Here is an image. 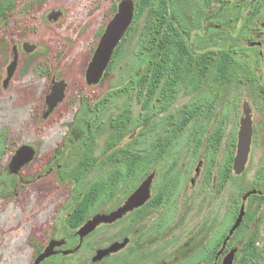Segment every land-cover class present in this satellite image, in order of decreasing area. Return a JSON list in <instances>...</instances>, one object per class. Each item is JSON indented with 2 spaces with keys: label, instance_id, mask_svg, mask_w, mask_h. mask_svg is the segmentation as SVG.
Here are the masks:
<instances>
[{
  "label": "rangeland",
  "instance_id": "1",
  "mask_svg": "<svg viewBox=\"0 0 264 264\" xmlns=\"http://www.w3.org/2000/svg\"><path fill=\"white\" fill-rule=\"evenodd\" d=\"M120 1L48 0L42 20H47L48 14L53 9L61 10L62 15L56 23L58 26H54L48 31L36 23L35 26H39V29L36 30L35 34L29 36L26 27H29L31 22H37V19L30 21L29 16L26 18L25 13L34 10L32 8L33 3L32 0H19L18 6L11 13L10 18L7 17L9 18L8 23L0 25V39L3 38V45L5 44L2 49L0 46V84L2 85V80L6 75V67L11 60V53H7L9 49L6 44L10 42L9 38L15 35L13 26L16 27L17 33L18 31L26 32H22L19 36L21 37L19 39H22L19 47L27 41L37 44V49L28 56L29 58L24 55L28 60L30 59L32 65L27 72L25 68H21L11 84L10 91L16 92L18 89L19 91L26 90L27 93L25 92L23 95H13L12 93L11 95L10 91L7 93L1 88L5 92L0 95V132L5 128H9L13 130V133L25 137L27 126L31 130L28 142L36 146L39 150L38 155L45 152L46 144L51 143L53 139L60 136L63 139L77 142L96 138L98 154H100V150L113 132L111 120L116 118L124 109L130 108L132 121L129 124V130L130 128L131 130L122 138L120 144H122L121 146L127 144L131 149L138 148L139 151L141 149L147 151L153 149L152 147L158 143L159 139L167 136L176 127L193 95V84L194 86L198 85L194 90L196 94H206L210 102L215 99L208 127L205 126L204 129L194 124L192 126L188 124L181 136L165 154L159 168L156 169L159 173L170 169L179 175L182 183L181 190L178 193L181 206H175L173 210L170 208L171 206L161 209L151 208L145 214L146 226L148 224H163L161 221L164 218H171L176 222L177 227L175 235L172 236V242H174L172 244L176 250L177 258L171 260L168 256L169 250H167L164 255L160 253L159 256H161H157L155 260H152L147 254L145 264H202V246L205 245L208 239H210L212 245L214 235L219 232V226L230 221L232 209L236 205L235 201L238 200V204H240L244 192L252 189L257 170L264 165V158L260 155L263 152V146L262 144L259 146V151L256 152L257 155L256 153L253 154L245 171L240 175H235L227 183L223 194H217L214 188L208 187L206 190L208 192V204L205 211H201L200 207L197 206L191 209L192 203L189 204V197L194 193L191 198H196L202 192V187L200 181L196 188H191L190 180L191 177L195 176L197 167H201V173L203 169L206 172L205 165L209 167L212 157L216 161L214 166L215 173H217L218 167L224 162L229 152L231 137L237 132L239 119L243 111V100H249L250 98L247 92L243 90L238 102L233 86L223 84L220 75L216 72L208 74L205 79L200 81L198 68L193 64L182 86H180L176 100L170 106L163 108L162 97L159 100H148L147 88L140 86L138 81L139 74L144 71L147 64L146 57L142 54L141 44L147 32L150 11L146 9L139 17V11L143 6L140 0H133L136 5L135 19L123 37L121 44L116 48L105 75L97 85L88 86L87 83L84 84L81 80L101 38L100 29L105 28L113 17L110 13L112 5L115 2L118 4ZM177 3L183 13L185 24L190 30L189 42L191 48L197 52L228 47L239 50V44L247 48L249 46L248 39L264 42V29L262 28L264 19L246 17L247 10L245 8L242 12L239 7L236 8V10H239L238 13L241 12L240 16L237 17L227 12L234 10L232 7L224 14L222 7L219 5V0H177ZM12 19L15 21L14 24H12ZM254 49H257V47H254ZM239 55H241L240 52ZM38 58H46L50 61L55 67L57 76L66 75L65 79L69 84L67 97H70H66L63 104H71L70 100L78 97L79 87H82L80 92L85 93L93 110L90 111L83 101H78L62 121H52L47 129L41 126L44 122L42 118L44 98L50 89L51 82L49 78L35 72L33 61ZM27 59L22 60L27 61ZM255 63H257L255 66L258 68L257 73L260 74L264 71V65L253 60L252 64ZM86 85L88 88H86ZM117 91L119 92L117 93ZM41 108H43L42 111ZM33 109L37 115L32 113ZM82 112L86 113V121H80ZM88 121H91V123L88 124ZM44 124H48V121H45ZM219 125L224 126L225 132L221 147L214 155L207 148V138ZM208 129L209 132H207ZM203 131L206 133L204 134ZM109 167L112 166H107L102 161H98L91 168H88L90 174L83 180L93 181L98 173L111 169ZM158 180L156 176L153 184L157 185ZM135 182L137 181H134L130 188L136 186L137 183ZM71 187L70 184L64 185L67 192L68 188ZM255 201V199L249 197L246 201V209L248 210L249 206L252 205L253 212L257 213L259 208H261V211L253 223H246L241 229L239 226L235 239L229 244L232 248H237L233 264L236 263L237 255L245 240L254 230H260L258 245L260 247L264 245V203L254 207ZM195 202L197 204L198 200H195ZM69 212H71V208L66 205L63 214L66 215ZM63 214L61 213V215ZM123 224L124 221L116 224L113 227L114 232ZM58 229L60 230V227ZM102 231H105L102 234L104 237L110 234L106 233V230ZM99 233L86 239L81 247L76 252L74 251L75 253L65 255V258L61 256L50 258L49 264H92L91 257L95 251L110 244V241H96L101 238ZM169 237L170 235L167 239ZM117 239L121 240L120 238ZM117 239L114 238V240ZM36 243L33 242L32 244L35 245ZM77 244V241L72 243L71 250ZM26 248L25 239L18 242L19 251H27ZM130 249L131 245L99 264H139L140 260L135 259L134 256L132 257ZM31 250L32 248L29 246L28 252L23 255L25 257L18 255V264H25L28 261L29 258L26 257L29 256ZM173 252L175 251L173 250ZM126 258H129V260L126 261ZM166 258L171 262H167ZM221 261L222 257L218 263L220 264Z\"/></svg>",
  "mask_w": 264,
  "mask_h": 264
},
{
  "label": "flooded vegetation",
  "instance_id": "2",
  "mask_svg": "<svg viewBox=\"0 0 264 264\" xmlns=\"http://www.w3.org/2000/svg\"><path fill=\"white\" fill-rule=\"evenodd\" d=\"M47 4L48 0H43V5L39 7L38 10L28 11V13L26 11V18L29 16L28 19L30 21L37 19V22H31V24L29 23V27H26V32L27 34H29V36L35 34L36 30L39 29V26H35L36 23L39 24L40 27L48 31L51 30L54 26H58V24L56 23L62 15L61 10L53 9L48 14L47 20H42L44 9ZM242 4L243 6L241 7ZM219 5L222 7V12L224 14L229 12L239 17L241 12L245 8L247 10L246 17H250L252 19H264V0H219ZM231 7L232 9L234 8V10H230ZM238 7L241 9L240 13H238L239 10H236V8ZM54 11L61 12L57 20H52L50 18ZM12 12L7 13L6 15H0V23L2 22L0 25H2L3 23H8V20L10 18L9 16ZM13 22L15 21L12 19V24H14ZM262 26V28L264 29V21L262 23ZM22 32L24 31H18L17 33L16 27L13 26V33L15 35L14 37H10V42L6 44L7 48L9 49L7 53H11V60L9 65L13 62L15 56H17V65L11 79L5 87V80L8 77L9 65L6 67L5 78L2 80V85L0 84V95L5 91H7V93L8 91H10L12 87L11 84L15 80L16 75L21 70V68H25L27 72V70L32 65V62L30 61V59L28 60L27 57L37 49V44L26 41L21 45V47H19V43L22 40L19 39L21 38L19 36H21ZM2 39L3 38L0 39L1 49L3 46H5V44L3 45ZM248 43L249 46L247 48L242 47L241 44H239V50L237 48L231 47L217 49L219 55L218 59L220 57L229 58L228 63H226V67L212 66L204 74H201V71L198 70L200 74V81L205 79L210 73H218L223 84H227V86H233L232 88L236 91V99L238 100V102L243 90L247 92L250 98L249 100H243V111L239 119L238 129L237 132H235L231 137V140L236 138L231 179H233L235 175H240L236 174L234 170V158L237 151L238 133L241 126V119L244 116L245 104L250 109L252 125V141L248 162L252 159L253 154H255L256 152L258 153L260 148L259 146L261 144L263 146V152L259 154L264 158V71L258 74V68L255 67L257 63L252 64V61L255 60L264 65V42L260 40L256 41L248 39ZM26 44L35 45L34 50L27 51ZM254 47H257V49H254ZM210 50L215 49H208L197 52L192 48V53H195V55H202L204 53H208ZM239 52L241 53V55H239ZM24 55H27V57H24ZM22 59H27V61ZM33 63H35V72L43 77L49 78L51 82L50 89L44 98V110L43 108L40 109L41 111L43 110L42 118L44 119V122L41 126L47 129L52 121H62L64 116L73 108V106L78 101H83L84 104L88 106L90 111L93 110L91 108V102L87 99L85 93L80 92V89L82 87H79L77 95L78 97L70 100L71 104H63L67 97V89L69 85L67 80L65 79L66 75L57 76L55 74V67L50 61L46 60V58H38L37 60H34ZM193 64L194 61L191 62V65ZM88 65L86 67V70L88 68ZM58 81H64L67 84L65 97L63 101H61L53 109V111L47 117H45V113L49 110V107L46 103L47 96L52 93L54 83ZM81 81L84 84L87 83L88 86L97 85L89 84L87 82L86 71ZM87 85L86 88H88ZM192 87L193 95L188 103V106L186 107L188 116L190 118L188 124H191V126L194 124L205 129L209 124L207 111L209 105H212L214 107L215 99L210 102L206 94H196V91L194 90L195 87H198V85L194 86L193 84ZM1 88H3L5 91ZM25 92L27 93L26 90L19 91L18 89L16 92L10 91L11 95L12 93L13 95H23ZM32 113L37 115V113H34V109L32 110ZM81 114L82 116L80 117V121H86V113L84 114L82 112ZM198 115H200L201 117H199ZM45 121H48V124H44ZM87 123L90 124L91 121H88ZM25 131V137L23 135L19 136L18 134L13 133V130L9 128H5L0 132V264H18V255L25 257L23 255L28 252L29 246L30 248H32V250L29 251V256L26 257L29 259L25 262V264H32L52 240H64V243L62 246L55 247V250L58 253L46 258L40 264H49L50 258L53 257L61 256L62 258H65V254H63L62 251L71 250L72 243H74L75 241H77L78 244L81 242V236L78 234V231L83 225H85L96 215H108L112 211H115L124 206L131 194L152 173H155V176L151 184V197L143 205L127 212L125 215H123V217L110 223L101 222L91 233L83 238L82 244L86 239L98 235L97 233H99L100 231L101 233H99V235L101 236V238H98L96 241H110V244L108 246L99 248L95 251V253L91 257L92 264H99L102 261L109 259L113 254H116L117 252L128 248V246L130 245V252L132 257L134 256L135 259L140 260L141 264H145L147 254H149L152 260H155L160 253L164 255L167 250H169L168 256L171 260L177 258L176 250L173 248L174 246L172 244L174 243L172 242V236L175 235V229L177 227L176 222L171 218H164L161 221L163 224H148L146 226L145 214L151 208L161 209L167 206H171L170 208L173 210V207L181 206L178 193L181 190L182 183L179 175H177V173L175 174L174 171L170 169L160 173L156 170L157 167L159 168V164L161 163L163 158H165V155L163 157L155 156L154 168L141 179L140 171L130 172L128 170L129 155L123 152L124 150L128 151V145L126 144L124 146H121L122 144L120 143L122 142V139L114 143L113 139L110 138L112 133L106 140L104 147L100 150V154H98V144L96 138L79 140L77 142L74 140L63 139L60 136L59 138L53 139L51 143L46 144V149L44 148L45 152L42 155H38L39 150L36 148V146L28 142V136L30 135L31 130L26 126ZM207 132H209V129ZM22 146H30L34 148L35 155L31 161H28L19 169L14 171L11 168V164L14 156ZM147 151L141 149L142 160L145 159ZM227 156L225 159H227ZM86 161L91 162L90 168L98 161H102L107 166H115L113 168L109 167L111 169L107 171L98 173L93 178V181L88 182L83 180L87 177V175L90 174L88 168L84 169L82 166V163ZM223 163L218 167L217 173H215V166H213V170L210 171L208 165H205L206 172H204L203 169L202 173L201 167L196 168L195 176L191 177L190 180V187L196 188L198 183L201 181L200 184L202 187V192L196 198H191L194 193L190 195L189 204L192 203L191 209H193L194 206H197L200 207L201 211H205L206 205L208 204V192H206V190L210 186L214 188L217 194L224 193L227 183L231 179L228 180V182H223V184H221V186L218 188V176L221 167L224 165ZM211 175L212 178H210ZM156 176L159 180L157 185H154L153 183ZM115 177L119 178L120 181L115 182ZM138 177L140 180L137 179ZM168 178H171V181L169 183L174 187V191H171L170 197L169 195L162 193L166 190ZM134 181H137L135 182L137 183L136 186L134 188H130L134 184ZM65 184H70L72 186L71 188H68V192L66 191V189H64ZM252 190H256V192L248 196L246 201L252 195L264 196V165L259 167V170H257L256 178L253 180V187L248 191ZM248 191L244 192L243 196ZM157 193H159V198L157 200L158 204L156 203V201H153ZM243 196L242 202L240 204H238V200L235 201L236 205L232 209L230 221L226 222L224 225L222 224L223 226L220 225L219 228H221V226L222 228H218V234L214 235L213 243H215L221 237V235L225 233L226 228L229 227L227 233L223 237L221 246L214 256L213 264H219L218 262L221 257L222 261L220 264H223L224 257L231 250L236 249V247L232 248V246H229V244L232 243L235 239L236 232H238L239 227L231 235L226 244L225 240L229 235L230 229L234 225L238 215L240 214L241 206L243 204ZM195 200H198L197 204ZM246 201L245 216L247 213ZM255 202L254 207H257L260 203L259 199H256ZM66 205H69V207L71 208V212L64 215L63 211L66 208ZM83 206L85 208V213L81 214L80 211L81 207ZM260 211L261 208L258 209L256 217ZM61 213L63 215H61ZM234 214L235 217L233 218ZM121 221H124V224L114 232L113 227ZM75 222L77 223V226L73 228ZM58 227H60V230L62 229L61 232ZM102 230H106V233L110 234L104 237L102 236V234L105 231ZM168 235H170V237L168 238L169 240L167 239ZM114 238H120L121 240H114ZM24 239L27 245V251H19L18 242ZM125 241L126 243L124 247L117 250L116 252L110 253L103 259L96 261L93 260L98 250L108 248L115 242L123 243ZM33 242L37 243L34 245L32 244ZM78 244L74 247V249L78 246ZM210 248V239H208L201 249L202 264H204L205 261L209 258ZM173 250L175 252H173ZM215 259H217V261H215ZM125 260L128 261L129 258H126ZM167 262L170 263L171 261L167 259Z\"/></svg>",
  "mask_w": 264,
  "mask_h": 264
},
{
  "label": "trees",
  "instance_id": "3",
  "mask_svg": "<svg viewBox=\"0 0 264 264\" xmlns=\"http://www.w3.org/2000/svg\"><path fill=\"white\" fill-rule=\"evenodd\" d=\"M101 1V0H98ZM142 7L139 11V17L142 16L146 9L150 11V19L147 22V32L141 44L142 54L146 57V67L142 73L139 74V85L147 88L148 100L163 99V108L170 106L177 98L180 86L184 82L186 75L190 71L191 62L197 66L201 74L206 73L212 66L226 67L228 57H220L218 59V51L210 50L208 53L202 55H195L192 53V48L189 42L190 30L186 26L183 19V13L178 6L177 0H140ZM33 9L38 10L43 5V0H32ZM19 0H0V15H6L14 11L18 6ZM118 4L115 2L111 7V15L117 11ZM135 19V18H134ZM133 24V23H132ZM104 28L100 29V36ZM123 40V39H122ZM121 40V42H122ZM120 42V44H121ZM194 52V51H193ZM229 55V54H228ZM219 60V61H218ZM218 64V65H216ZM106 72V71H105ZM105 75V73H104ZM122 91V90H121ZM119 91H117L118 93ZM208 118L212 117L213 106L209 105ZM201 117L200 115H198ZM113 132L110 138L116 143L122 139L130 130L129 124L132 121V111L130 108L124 109L116 118L112 119ZM190 118L186 108L181 116L179 123L172 129V131L162 139H159L157 144H154L150 151L146 152L145 159L142 160L141 151L138 148L124 153L129 155L128 170L141 172V179L154 168V157L164 156L173 143L181 136L185 127L188 125ZM200 133L199 131H196ZM223 125H219L217 129L211 132L208 136L207 148L212 154H216L222 143L224 135ZM205 134L206 132L203 131ZM195 138L197 136H194ZM236 144V138L231 140L229 144V152L224 165L219 171L218 188L223 182H228L232 178L233 171V157ZM117 154V153H115ZM209 169L213 170L216 163L215 158L210 159ZM91 162L86 161L82 163L84 169L89 168ZM212 178V175L210 176ZM139 179V177L137 178ZM115 182L120 181L115 177ZM140 180V179H139ZM167 187L165 193L169 195L174 191V187L169 183L171 178L167 179ZM98 186V185H97ZM253 199H259V204L264 203V196L252 195ZM159 193L156 194L153 201L158 204ZM254 203V202H253ZM252 205L249 206L246 216L240 226V229L246 223H253L256 219V213L252 211ZM81 214L85 213L84 206L81 207ZM236 214V212H235ZM235 214L233 218L235 217ZM77 226L75 222L73 228ZM229 227L226 228L225 233L211 245L210 256L204 264H213L214 256L221 246L223 237L227 233ZM239 229V230H240ZM260 230H254L245 240L240 252L237 255L235 264H264V245L260 247L258 242L260 240ZM264 244V243H263Z\"/></svg>",
  "mask_w": 264,
  "mask_h": 264
},
{
  "label": "water",
  "instance_id": "4",
  "mask_svg": "<svg viewBox=\"0 0 264 264\" xmlns=\"http://www.w3.org/2000/svg\"><path fill=\"white\" fill-rule=\"evenodd\" d=\"M135 9L136 5L133 0H121L118 3L117 11L108 22L105 27L103 34L98 42V45L94 51V54L91 58V61L86 70V79L89 84H97L102 79L105 71L107 70L113 54L116 48L119 46L121 40L125 36L128 29L131 27L134 18H135ZM60 11H54L51 15L52 20H57ZM35 45L26 44L27 51H33ZM17 65V56L8 67V77L5 80V87L11 79L15 68ZM66 82L58 81L54 83L52 88V93L47 96L46 103L49 107V110L45 113V117H47L53 109L63 101L65 97L66 91ZM251 141H252V125H251V116L250 109L247 105H244V116L241 119V126L238 133V143H237V151L234 158V170L236 174H241L245 169L249 159V153L251 149ZM35 155L34 148L30 146H22L17 154L14 156L11 168L16 171L22 165L31 161ZM155 173L150 174L141 185L131 194L126 204L119 209L112 211L110 214H99L89 220L85 225H83L78 234L81 236V242L78 246L73 250H65L62 251L63 254L68 255L73 253L77 249L81 247L83 238L91 233L97 225L101 222H113L125 215L127 212L133 210L134 208L140 207L143 205L150 197H151V184ZM256 190L248 191L243 196V204L241 206L240 214L238 215L234 225L230 229L229 235L225 240V244L230 239L231 235L235 232V230L241 225L244 216H245V201L248 196L252 193H255ZM63 241L52 240L44 251L37 257L34 263L32 264H40L46 258L58 253L55 250V247L62 246ZM126 241L123 243L115 242L111 246L105 249H100L97 251L94 261L100 260L103 257L107 256L110 253L116 252L117 250L124 247ZM237 252V248L231 250L223 259V264H233L235 260V254Z\"/></svg>",
  "mask_w": 264,
  "mask_h": 264
}]
</instances>
